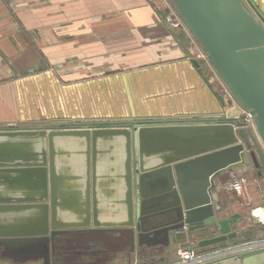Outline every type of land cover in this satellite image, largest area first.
Masks as SVG:
<instances>
[{
    "label": "water",
    "instance_id": "water-1",
    "mask_svg": "<svg viewBox=\"0 0 264 264\" xmlns=\"http://www.w3.org/2000/svg\"><path fill=\"white\" fill-rule=\"evenodd\" d=\"M167 1L238 108L253 118L256 135L238 120L240 111L191 117L193 124L0 131V216L12 218L0 223V242H46L88 229H124L132 246L136 232L146 247L167 246L169 232L185 227L217 230L199 248L237 237L229 220L216 218L213 189L222 172L245 168L247 159L264 175V26L244 0ZM214 96L224 108L222 96ZM102 179L113 184L109 201L100 194ZM166 199L170 205L160 208ZM104 204L106 225L98 210ZM140 216L173 220L145 229ZM208 264H264V250Z\"/></svg>",
    "mask_w": 264,
    "mask_h": 264
},
{
    "label": "crops",
    "instance_id": "crops-1",
    "mask_svg": "<svg viewBox=\"0 0 264 264\" xmlns=\"http://www.w3.org/2000/svg\"><path fill=\"white\" fill-rule=\"evenodd\" d=\"M168 4L167 0H0V131L196 122L190 118L238 111L181 21L168 16ZM214 92L222 96L224 108ZM238 172L229 173L231 188L244 180ZM98 183L106 201V188L113 184L103 179ZM260 207L264 205L254 209ZM98 210L106 225L108 208ZM258 228L264 233V225ZM215 230L190 233L185 227L169 232L167 246L151 247L139 245L136 232L132 246L124 229L70 230L51 242L0 246V262L179 264L185 244L213 238ZM199 249L200 256L212 250ZM48 250L51 257L46 262Z\"/></svg>",
    "mask_w": 264,
    "mask_h": 264
},
{
    "label": "rangeland",
    "instance_id": "rangeland-1",
    "mask_svg": "<svg viewBox=\"0 0 264 264\" xmlns=\"http://www.w3.org/2000/svg\"><path fill=\"white\" fill-rule=\"evenodd\" d=\"M247 7L250 9V11L253 12V14L257 17V19L262 23L264 26V1L263 0H244ZM170 7V4H168ZM171 8V7H170ZM173 11V9H172ZM169 15V14H168ZM202 60L208 66L206 59L200 54ZM209 67V66H208ZM210 68V67H209ZM212 70V69H211ZM213 71V70H212ZM221 88L226 91V89L221 85ZM241 114V110L238 109ZM226 112H229L226 110ZM247 129H249L252 134L255 136V130L254 127L251 125L246 126ZM233 171H240V177L244 179L242 181L243 186L241 188V191H234L231 188V185H228L229 176L231 172ZM233 171H224L221 173L220 176H218L215 180V187L216 189V206L218 207V211L216 213L219 214L218 220H224L228 219L230 222L233 223L231 225L232 231L237 234V237L233 240H228L224 243L217 244L214 246L207 247V249L210 250V254H216L220 252L225 251H231L236 250L239 247H243L246 244H251L258 242L262 240V237L264 236L263 231H261L260 228H258V223H256V219L252 215V210L254 207L263 206L264 205V175H260L261 179L259 180L256 173L262 172L261 169H256L252 165L250 159H247L246 167L245 168H237ZM229 174V175H228ZM234 176V174H232ZM228 177V178H227ZM220 182H218V180ZM213 189V191H214ZM257 225H256V224ZM217 230H215V236H217ZM211 235H214L212 232H210ZM197 241H200L198 239L193 240V244H185L183 249H192L195 251L197 256L200 258L202 252H200V249L197 246ZM51 242V237L48 238V241ZM26 243V242H25ZM15 244V243H14ZM13 244V245H14ZM8 244H0V246L5 247ZM12 245V244H11ZM48 255H46V262H49V259L51 257V251L48 250ZM240 253H229L221 257H216L211 259L208 263L217 262L223 259H228L231 257L238 256ZM260 259H252L251 263H255L259 261ZM139 262V261H138ZM143 262V261H142ZM139 262V263H142ZM4 263V262H0Z\"/></svg>",
    "mask_w": 264,
    "mask_h": 264
},
{
    "label": "built area",
    "instance_id": "built-area-1",
    "mask_svg": "<svg viewBox=\"0 0 264 264\" xmlns=\"http://www.w3.org/2000/svg\"><path fill=\"white\" fill-rule=\"evenodd\" d=\"M170 7H169V10H170L171 14H169L170 16L169 15L168 16L173 18V19L180 21L177 14L174 12V10L172 11V7L171 8ZM200 54H202V53L200 52ZM202 56L204 57L203 54H202ZM208 66L210 67L209 64H208ZM226 93H228V92L226 91ZM228 95L230 96L229 93H228ZM238 120L241 123H244L245 127L249 126V125L254 127L253 118L249 114H247L243 111H241V114H240V117ZM242 184L243 183L241 181L234 183V184H232V189L236 192L241 191ZM251 213H252L253 217L256 219V223H258L260 225H264V207L256 208V209L252 210ZM259 249L264 250V239L261 241L255 242V243L246 244L245 246H243V247L241 246V247L237 248L236 250L225 251V252H220V253H216V254H210L207 256H201L200 258L197 256L195 251H193L192 249H183L180 251V254H179V264H206L207 262H209L213 258L221 257V256H224V255L229 254V253H242V252H246V251L259 250Z\"/></svg>",
    "mask_w": 264,
    "mask_h": 264
},
{
    "label": "flooded vegetation",
    "instance_id": "flooded-vegetation-1",
    "mask_svg": "<svg viewBox=\"0 0 264 264\" xmlns=\"http://www.w3.org/2000/svg\"><path fill=\"white\" fill-rule=\"evenodd\" d=\"M193 122L194 121H190V122H185V121H173V122H166V123H162V124H193ZM196 122H198V121H196ZM195 123V122H194ZM123 124H125V125H119V126H122V127H126V126H134V125H136L137 123H123ZM132 124V125H131ZM161 124V123H160ZM139 125H149V124H145V123H139ZM107 126H112V125H107ZM116 126V125H115ZM89 127H96V128H99V127H105V126H99V125H91V126H89ZM257 169H261V168H257ZM262 171V170H261ZM258 173H259V171H258ZM159 207L161 208V207H165V205L164 206H162L161 205V202H160V204H159ZM153 208V207H152ZM140 218H142L143 220L141 221L143 224H145V219H146V217H143V216H140ZM173 220V218H171L170 220H168V221H165V222H161L159 225H157V226H160V225H164V224H166V223H169L170 221H172ZM157 226H155V227H157ZM144 227V226H143ZM208 228H213V227H206V228H204V229H201V230H197V231H205V230H207ZM151 229V228H150ZM195 232V231H194ZM190 233H192V232H190ZM50 238V237H49ZM52 239V238H51ZM37 241H41V240H37ZM25 242H33V241H31V240H12V241H4V242H0V244H8V245H11V244H14V243H25ZM41 242H44V241H41Z\"/></svg>",
    "mask_w": 264,
    "mask_h": 264
},
{
    "label": "bare ground",
    "instance_id": "bare-ground-1",
    "mask_svg": "<svg viewBox=\"0 0 264 264\" xmlns=\"http://www.w3.org/2000/svg\"><path fill=\"white\" fill-rule=\"evenodd\" d=\"M166 200H163V202L161 203L162 206L165 205L166 206H169V204H167L168 202H164ZM169 219H171V217L168 216ZM12 219L11 216L9 215H2V217L0 216V223H5V222H9V220ZM159 225V223L155 222L154 220L153 221H149V222H145L144 224V228L145 229H150V228H153L155 226Z\"/></svg>",
    "mask_w": 264,
    "mask_h": 264
}]
</instances>
